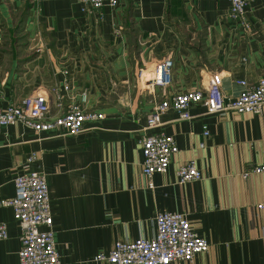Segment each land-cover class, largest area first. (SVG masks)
<instances>
[{
    "label": "crops",
    "instance_id": "obj_1",
    "mask_svg": "<svg viewBox=\"0 0 264 264\" xmlns=\"http://www.w3.org/2000/svg\"><path fill=\"white\" fill-rule=\"evenodd\" d=\"M89 11L79 0H0V105L20 102L38 87L64 81L87 91L89 121L76 135L36 132L20 123L0 128V264H20L21 229L2 201L15 196L14 179L31 170L46 176L53 229L62 264L96 261L117 241L152 238L161 211L184 213L210 242L192 262L264 264V173L245 171L264 156V107L257 113L174 110L146 128L163 89L144 90L139 73L173 61L168 94L205 89L221 73V91L264 77V0H249V30L229 20L228 0H119ZM208 129L209 135L204 131ZM164 132L180 148L165 173L144 175V135ZM204 143V147L200 144ZM36 153L37 159L29 158ZM195 160L201 180L180 184L177 169Z\"/></svg>",
    "mask_w": 264,
    "mask_h": 264
},
{
    "label": "built area",
    "instance_id": "obj_2",
    "mask_svg": "<svg viewBox=\"0 0 264 264\" xmlns=\"http://www.w3.org/2000/svg\"><path fill=\"white\" fill-rule=\"evenodd\" d=\"M89 11L102 8L105 0H79ZM230 4L229 20L244 30H249L251 21L247 9L249 0H228ZM119 0H109L112 7ZM3 39L0 27V41ZM173 61L164 59L152 69L139 73L144 90L156 93V88L163 89L164 99H156V104L147 115L146 128L152 129L162 125V116L168 110L177 112L180 119H190V107L202 104L208 113L233 110L237 113H257L264 107V77L257 83L240 80L242 90L234 98H227L221 91L222 75L215 73L205 89L168 94L167 87L173 79ZM64 81L51 87H38L20 102H10L6 107L0 105V128L22 124L36 132L63 133L76 135L87 122L101 120L103 113L89 111L87 91L76 92L68 80V70L62 69ZM147 73V75L145 74ZM204 135L209 131L205 129ZM204 143L200 146L204 147ZM143 149L144 175L153 185L151 178L156 173L169 170L173 157L180 148L176 139L164 132L144 135L141 139ZM37 159L36 153L29 158ZM264 173V156L258 164L245 171V176ZM180 184L201 180L203 173L195 160L181 164L177 169ZM15 196L2 201L3 205L13 209L15 220L21 229L20 264H62L57 249L53 215L46 176L35 170L18 174L15 179ZM258 210H264V201L258 203ZM156 232L152 238L140 237L133 241H117L109 253H99L96 261L110 264H172L176 261L192 262L197 254L205 253L210 242L194 230L189 218L178 211H161L156 215ZM9 237L8 226L0 223V240Z\"/></svg>",
    "mask_w": 264,
    "mask_h": 264
},
{
    "label": "bare ground",
    "instance_id": "obj_3",
    "mask_svg": "<svg viewBox=\"0 0 264 264\" xmlns=\"http://www.w3.org/2000/svg\"><path fill=\"white\" fill-rule=\"evenodd\" d=\"M147 75V73H145Z\"/></svg>",
    "mask_w": 264,
    "mask_h": 264
}]
</instances>
